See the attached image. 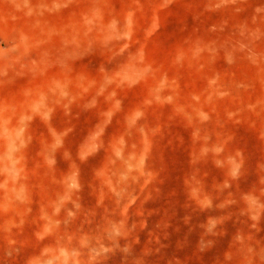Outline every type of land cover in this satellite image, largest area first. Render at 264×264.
Masks as SVG:
<instances>
[{
  "label": "rangeland",
  "instance_id": "1",
  "mask_svg": "<svg viewBox=\"0 0 264 264\" xmlns=\"http://www.w3.org/2000/svg\"><path fill=\"white\" fill-rule=\"evenodd\" d=\"M0 264H264V0H0Z\"/></svg>",
  "mask_w": 264,
  "mask_h": 264
}]
</instances>
